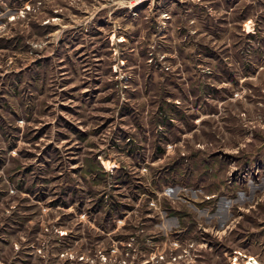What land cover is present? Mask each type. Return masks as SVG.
<instances>
[{"label":"rangeland","instance_id":"374dc122","mask_svg":"<svg viewBox=\"0 0 264 264\" xmlns=\"http://www.w3.org/2000/svg\"><path fill=\"white\" fill-rule=\"evenodd\" d=\"M235 254L264 264V0H0V264Z\"/></svg>","mask_w":264,"mask_h":264},{"label":"built area","instance_id":"2783aa9c","mask_svg":"<svg viewBox=\"0 0 264 264\" xmlns=\"http://www.w3.org/2000/svg\"><path fill=\"white\" fill-rule=\"evenodd\" d=\"M144 1H146V0H130V2H131V4L132 5H140V4H142ZM239 254V253H238ZM251 259H253L252 257H250L249 259H248V261H247V263L245 262V264H252L251 263ZM233 263L232 264H239L238 262H237V260H238V258L236 257V254L233 256Z\"/></svg>","mask_w":264,"mask_h":264},{"label":"trees","instance_id":"16d2710c","mask_svg":"<svg viewBox=\"0 0 264 264\" xmlns=\"http://www.w3.org/2000/svg\"><path fill=\"white\" fill-rule=\"evenodd\" d=\"M249 36H256V37H261L262 38V36H261V33L258 31V32H256L255 34H248ZM170 119V118H169Z\"/></svg>","mask_w":264,"mask_h":264},{"label":"bare ground","instance_id":"6f19581e","mask_svg":"<svg viewBox=\"0 0 264 264\" xmlns=\"http://www.w3.org/2000/svg\"><path fill=\"white\" fill-rule=\"evenodd\" d=\"M252 258H253V257H252ZM251 263H252V264H259V262H258L257 260H255L254 258L251 259Z\"/></svg>","mask_w":264,"mask_h":264}]
</instances>
